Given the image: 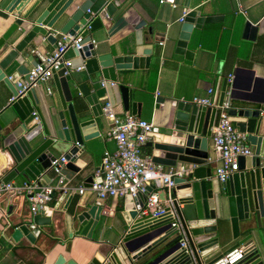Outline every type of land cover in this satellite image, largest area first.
<instances>
[{
	"label": "water",
	"instance_id": "95a60500",
	"mask_svg": "<svg viewBox=\"0 0 264 264\" xmlns=\"http://www.w3.org/2000/svg\"><path fill=\"white\" fill-rule=\"evenodd\" d=\"M188 4V0H183L185 14L179 23L174 49L175 54L185 59L191 57L185 50L191 30L219 20L199 15ZM1 5L0 18L8 15L13 20L0 35V83L14 100L8 111L0 115L1 170L7 169L0 181L8 183L19 174L26 182L36 181L37 186H44L54 177L51 163L59 157L65 162L55 166L61 176L68 181L75 175L83 178L81 148L84 142L99 135L102 102H107L110 108L120 104L125 113L137 117L132 89L126 85L132 78L115 72L147 68L152 44L161 42V34L153 33L151 27L145 28L146 22L127 8L124 0H0ZM125 27L130 30L131 41L125 35L110 52L101 44L91 43L92 32H102L109 38ZM77 33L82 38V47L65 50L57 68L51 70L47 84L37 83L17 96L21 87L16 82L27 80V45L38 49L45 42L53 49L57 35ZM260 34H264V16L254 24L244 20L242 40L253 42ZM64 61L68 62V68L63 67ZM79 68L93 87L89 91L85 84L77 86V95L88 106L91 119L82 109L77 113L74 107L77 99L71 85L75 80L72 72ZM227 84L228 79L223 78L214 98L216 106L229 100L249 102L235 91L234 78ZM103 96L105 100L99 102ZM153 102L154 109L162 110L163 124L147 134L145 146L151 149L150 161L168 169L191 167L180 178L171 179L173 207L188 253L177 250L178 231L170 227L168 216L141 215L145 194L125 195L121 212L125 235L109 254L96 253L86 264H212L239 246L244 255L235 264H262L251 234L242 236L240 225H245L247 231L264 232V109L239 106L227 111L231 119H237L234 126L245 134L252 155L239 157L237 171L218 184L210 176L208 153L215 108L159 97ZM99 170L101 166L96 171ZM92 181L99 182V178L92 180L90 176L81 186L88 188ZM160 187L161 181L157 180L145 190L148 193ZM64 198L58 197L54 209ZM70 199L71 195L67 196L63 210ZM50 213L44 207L30 217L29 225L15 227L10 239L17 241L24 237L32 244L37 227L49 224ZM100 213L101 207L95 204L88 209L77 205L74 219L78 225L74 235L90 238ZM51 264L77 263L58 256Z\"/></svg>",
	"mask_w": 264,
	"mask_h": 264
},
{
	"label": "crops",
	"instance_id": "0c3cea01",
	"mask_svg": "<svg viewBox=\"0 0 264 264\" xmlns=\"http://www.w3.org/2000/svg\"><path fill=\"white\" fill-rule=\"evenodd\" d=\"M189 9H195L199 15L215 16L218 21L209 24H202L198 29H192L185 50L191 53V57L185 59L182 55L174 53L175 42L179 33L177 19L181 16L183 0H124L127 8L135 11L137 16L146 22L145 28L151 27L153 33L161 34V42L153 43L150 55V62L147 68L128 69L116 71V75L130 76L132 81L126 85L132 89L135 103L136 116L150 123L152 128H159L163 124L162 110L160 107L154 109V98H162L165 101L183 100L190 102L193 98L206 96L208 89L212 90V98H216L223 78L231 75L234 78L235 91L242 95L249 102L241 103L229 100L230 108L246 106L255 109H264V34L257 35L253 42L241 39L244 20L251 23L258 22L264 16V0H188ZM170 3L175 4L172 8ZM3 5L0 6V13ZM12 16L0 18V35L12 22ZM45 29V28H44ZM47 30V29H45ZM130 30L125 27L111 35L109 38L102 32L90 34L93 45L101 44L106 51H111L112 46L128 34L132 39ZM57 34L56 32L53 33ZM25 65L27 69L47 54L51 48L42 42L38 49L27 45ZM34 51L31 54L30 51ZM44 50V53L40 52ZM70 71H68L69 73ZM75 76L72 88L76 94L75 111L82 109L91 119L88 106L83 98L77 95V86L85 84L91 91L82 68L72 72ZM125 84V83H123ZM227 84V85H228ZM53 90V87L51 86ZM10 94L0 83V115L8 111ZM105 100V96L99 102ZM77 103V104H76ZM101 104V107L103 106ZM116 117H123L125 113L121 105L111 108ZM237 119H232L234 122ZM111 127V121L102 117V124L97 126L99 135L83 143L81 161L84 164L82 171L84 177L74 176L69 180L72 187H78L83 181L96 174L101 165L103 151H113L114 142L106 137ZM144 143L141 154L150 159L151 149ZM208 153L210 156L211 179L218 183L213 177L214 166L216 165L217 151L212 145L211 136L208 140ZM62 156V155H59ZM249 158H246L248 161ZM65 164V162H64ZM163 172L167 167L154 164ZM3 162L0 160V170ZM184 168H191L186 167ZM7 169L0 171V180ZM81 171V172H82ZM24 179L18 174L12 181L15 184L23 182ZM220 184V183H218ZM157 198L162 201L163 192L155 190ZM67 197L60 202L56 209L58 197L53 198L45 207L51 211L49 224L37 227L38 234L32 244L43 252L41 264H51L61 256L65 260H72L77 264H86L97 253L109 254L121 241L126 233V227L121 216L123 210L122 198L97 200L86 191L82 195L73 193L66 209L63 210ZM92 204L101 207L99 220L91 231L90 238L74 235L77 223L74 219L77 205L88 209ZM181 208V206H180ZM28 204L22 198L2 197L0 199V264H14L16 259L12 254L13 248L18 244L32 245L20 237L17 241L10 239L12 230L20 224H27L30 219ZM35 228V227H33ZM245 225H240L242 236L251 234L253 246L264 264V232L244 230ZM71 236L69 237V235ZM224 249H221L222 251ZM138 252V251H137Z\"/></svg>",
	"mask_w": 264,
	"mask_h": 264
},
{
	"label": "built area",
	"instance_id": "2783aa9c",
	"mask_svg": "<svg viewBox=\"0 0 264 264\" xmlns=\"http://www.w3.org/2000/svg\"><path fill=\"white\" fill-rule=\"evenodd\" d=\"M172 8L175 4L170 3ZM185 11L177 19L182 21ZM82 38L77 33L74 36L57 35L54 48L35 62L27 71L26 81H17L16 86L21 87L17 91V96L22 95L23 91L33 87L37 83L47 84L51 78V70L57 68L58 60L66 49L79 50ZM93 44V41H91ZM31 54L35 52L30 51ZM67 61L63 62V67L68 68ZM80 69V68H79ZM78 70V69H76ZM68 72V71H67ZM228 76V80L231 79ZM49 93L48 87L46 88ZM14 100L10 97L8 102ZM191 103L204 107H214L215 116L211 127L210 136L213 147L217 151L216 165L214 166L213 177L218 183H223L230 175L237 171L238 158L250 157L251 148L246 143L244 133H240L234 126L231 117L227 114L230 109L229 101H223L220 106H216L212 98V90L206 91V96L193 98ZM103 116L111 121V127L106 134L108 139L114 142V150L103 151L101 156V170L96 171L92 180L99 178V182L88 183L89 187L81 185L72 187L69 181L59 174L55 166L58 162L64 164L62 157L51 163L53 178L44 186H37L36 181H23L19 184L13 182L2 183L0 181V199L2 197L22 198L28 204L30 216L42 210L52 199L53 196L63 195L67 197L76 193L82 195L90 192L95 199L103 201L107 199L123 198L125 195L134 197L137 194H145L144 207L141 215L159 217L166 215L170 218V227L178 231V248L183 253H188L185 235L181 231L180 223L173 207L174 198L171 190L173 188L172 178H180L186 171L184 166L177 169L169 168L163 172L150 161L149 158L142 156L141 149L147 140V134L152 126L138 117L125 114L123 117H116L107 102L101 107ZM160 180L163 192V200L160 201L156 195V188L146 192V188L153 185L154 181ZM180 208V206H178ZM244 250L236 247L212 264H235L243 258Z\"/></svg>",
	"mask_w": 264,
	"mask_h": 264
},
{
	"label": "trees",
	"instance_id": "16d2710c",
	"mask_svg": "<svg viewBox=\"0 0 264 264\" xmlns=\"http://www.w3.org/2000/svg\"><path fill=\"white\" fill-rule=\"evenodd\" d=\"M55 197L53 196L52 199ZM47 249V247L44 248V251ZM44 251L36 248L34 244L28 245L25 243V245H22L18 243L12 250V254L16 259L14 264H41Z\"/></svg>",
	"mask_w": 264,
	"mask_h": 264
}]
</instances>
